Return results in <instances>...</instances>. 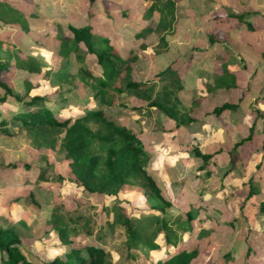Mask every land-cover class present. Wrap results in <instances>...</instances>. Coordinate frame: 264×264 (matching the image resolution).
I'll use <instances>...</instances> for the list:
<instances>
[{"label": "rangeland", "instance_id": "374dc122", "mask_svg": "<svg viewBox=\"0 0 264 264\" xmlns=\"http://www.w3.org/2000/svg\"><path fill=\"white\" fill-rule=\"evenodd\" d=\"M171 1L175 22L165 43L150 36L141 48L142 40L133 43L134 28L115 9L138 6L136 22L144 25L139 13L146 2L141 0H98L91 18L81 0H0V8L21 14L20 23L0 20V35L15 45L20 57L40 65L39 73L29 76L11 58L1 81L15 93L42 97L58 120L101 110L130 130L148 154L147 173L168 203L146 196L134 180L114 197L84 192L57 145L36 140L11 120L22 105L13 99L0 102V229L15 233L29 264L63 260L71 249L85 256L88 246L104 251L105 264H160L181 251L195 253L190 264H264V0ZM106 9L108 17L100 13ZM232 14L243 17L242 22ZM68 24H90L94 33L111 40L122 58L132 52V81L153 79L152 90L112 92L113 98L101 100L79 78L72 82L74 70L66 81L57 77L55 71L66 62L41 37ZM69 62L75 67L73 57ZM86 64L99 73L91 57ZM167 68L170 75L157 78ZM227 73L228 79L234 77L235 89L215 86V78ZM239 94L235 113L214 116V108L236 104ZM151 104L164 106L176 119ZM179 122L185 124L177 126ZM196 152L211 158L205 163ZM193 210L199 214L188 232L185 217ZM122 217L145 244L127 248L124 228L113 223ZM162 218L174 232V245L155 224ZM55 223L66 229L65 239Z\"/></svg>", "mask_w": 264, "mask_h": 264}, {"label": "trees", "instance_id": "16d2710c", "mask_svg": "<svg viewBox=\"0 0 264 264\" xmlns=\"http://www.w3.org/2000/svg\"><path fill=\"white\" fill-rule=\"evenodd\" d=\"M87 3L89 17L92 6L98 0H81ZM146 2V6L142 8L139 17L145 22L144 25L136 22V8L118 9V15L122 19L128 20L130 26L135 32L132 34L133 43L141 41L143 48V40L150 36L157 39L160 44L165 43V35L168 34L174 26L175 22V5L171 0H141ZM140 2V1H139ZM100 13L108 17L110 10H103ZM235 19L242 22L239 15H231ZM92 17V16H91ZM90 17V18H91ZM21 14L11 7L0 8V20L6 23L21 21ZM155 19L154 25H149V21ZM247 23V22H245ZM249 30L252 27L247 23L245 25ZM19 28L27 30L25 25ZM45 42L51 43L57 49L60 59L66 63L59 66L55 71L57 77L61 80H68V71L74 70L73 76L70 77L74 83V79L79 78L81 85L90 87L95 91L94 96L105 100L107 95L113 98L112 92L124 94L125 92L147 93L152 90V80L148 82H134L131 79V63L136 60V56L132 52H128L126 57L122 58L112 44L111 40L99 33H94L90 24L81 27L66 25L57 26V30L53 36L49 33L41 37ZM75 59V67L69 62V59ZM91 57L98 74L90 70L86 64V58ZM14 60V66L20 70H24L27 74L33 75L39 73V63L30 57H20L18 49L14 44L7 43L5 38L0 35V102L6 103L8 99H13L16 103L22 105V109L11 116L13 122L21 125V128L32 133L36 140H43L58 146V152L63 154L64 159L68 162V168L74 177L75 184L84 192L89 194H97L102 196L114 197L118 190L129 184L131 181H139L141 188L146 196L164 201L160 189L148 175L146 167L149 156L143 150V147L136 136L127 128L116 125L107 119L101 110L83 111L82 115L75 118L58 120L53 113L46 108L44 99L40 96H30L26 91L24 94L15 93L12 88L1 81V75L10 69V60ZM170 69H165L157 75L164 77L170 75ZM70 76V75H69ZM229 73L224 77L215 78L216 87H224L225 89H235L234 77L228 79ZM213 91V90H212ZM242 94L236 104L225 103L220 107L213 109V114L219 118L223 113H235L239 108V102ZM150 106L157 107L161 112L168 114L172 118L175 116L170 113L167 108L158 104ZM257 118L261 115L255 111ZM188 119L187 122H192ZM7 122H3L6 125ZM179 122L177 126L184 125ZM256 126V120L251 124L250 133ZM95 127V128H93ZM6 132L5 128L1 129ZM264 133V126L262 129ZM253 134V132H252ZM252 134L246 139L238 142L234 148L243 145L252 138ZM264 146V140H263ZM196 156L202 158L205 163L211 156H201L196 152ZM16 168V165H11ZM26 169L27 166H24ZM253 193H250L251 196ZM165 202V201H164ZM168 205L167 202H165ZM198 210V209H197ZM197 210L186 213L185 223L190 232L192 222L199 214ZM119 222L125 230L127 236L126 246L128 249H135L140 244H145L137 229L132 225L131 221L126 218H120ZM155 224L159 226V231L164 233L165 241L168 244H175L172 241L174 232L166 223L165 219L155 220ZM61 240L65 239L66 229L59 227L57 223L54 225ZM20 240L10 229H0V264H29L18 246ZM151 249L156 248L149 245ZM85 256L82 255L80 249H71L64 259H54L48 264H105V253L103 250L88 246L85 249ZM195 253L189 251H181L170 256L160 264H190Z\"/></svg>", "mask_w": 264, "mask_h": 264}]
</instances>
